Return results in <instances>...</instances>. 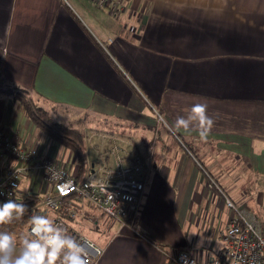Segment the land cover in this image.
Listing matches in <instances>:
<instances>
[{"label":"crops","instance_id":"obj_1","mask_svg":"<svg viewBox=\"0 0 264 264\" xmlns=\"http://www.w3.org/2000/svg\"><path fill=\"white\" fill-rule=\"evenodd\" d=\"M116 1L0 0V78L57 121L88 119L81 172L68 148L75 178L100 160L112 165V135L121 158L133 146L146 158L140 209L127 223L106 215L88 222L85 203L76 218L64 217L76 231L94 230L102 248L94 264H166L179 249L204 263L230 214L209 179L235 205L264 210V0ZM195 103L215 121L207 140L175 128ZM24 114L0 90V130L63 166L67 147ZM21 182L18 198L39 205L40 185L35 192Z\"/></svg>","mask_w":264,"mask_h":264},{"label":"built area","instance_id":"obj_2","mask_svg":"<svg viewBox=\"0 0 264 264\" xmlns=\"http://www.w3.org/2000/svg\"><path fill=\"white\" fill-rule=\"evenodd\" d=\"M91 2L97 6L119 5L116 0ZM157 119L162 120L159 116ZM115 138L113 135L109 137L112 165H106L104 159L100 160L84 175L75 178L66 166L42 153V149L36 148L33 143L18 142L0 130V203L7 200L26 203L27 201L17 196L19 182L21 178L34 173L40 181L42 196L39 205L34 202L26 203V215L29 218L24 233L29 231L31 216H47L48 212H54L49 218H53L68 234L88 242L90 264H94L101 255L102 248L85 233L74 230L66 218H76L83 211L82 204L85 203L90 210L86 216L88 222H96L106 215L125 224V219L136 215L140 209L139 197L145 185L143 179L137 175L141 172L146 158L132 144L127 156L121 158L117 153L119 146L115 144ZM209 180L207 185L210 188L216 187L230 211L225 226L217 232L222 245L204 263H199L194 254L179 249L171 254L166 253V264H264L262 216L251 213L246 207L235 205L226 198L215 180ZM62 208L66 211V218L59 214V209Z\"/></svg>","mask_w":264,"mask_h":264},{"label":"clouds","instance_id":"obj_3","mask_svg":"<svg viewBox=\"0 0 264 264\" xmlns=\"http://www.w3.org/2000/svg\"><path fill=\"white\" fill-rule=\"evenodd\" d=\"M214 124L205 103L193 104L186 116L175 120L176 130H195L201 140H207ZM27 212L26 203L14 200L0 203V225L20 220ZM30 220L29 231L19 238L0 231V264H90V245L86 240L68 234L48 216L33 215Z\"/></svg>","mask_w":264,"mask_h":264},{"label":"trees","instance_id":"obj_4","mask_svg":"<svg viewBox=\"0 0 264 264\" xmlns=\"http://www.w3.org/2000/svg\"><path fill=\"white\" fill-rule=\"evenodd\" d=\"M0 90L7 92L8 95H11L13 99L19 101L24 115L35 125V128H38L42 131L46 137H50V139L56 142L60 146H65L71 149V153L74 155L77 160V170L81 172L85 169V159H84V148H83V132L82 130L76 126L79 118L74 119L71 122H59L52 118L49 115V112L44 110L38 104L33 103L31 98L26 94L24 89H19L18 87H8L5 85L0 86ZM168 126V125H167ZM176 136L177 133L174 132ZM180 142L184 145L186 151H188L191 156L197 160V156L195 154L194 149L187 142H184L183 139L179 137ZM66 211L64 209H59V214L61 217L66 216ZM28 216L25 214L23 218L20 220H16L8 225H0V231L7 232H18L25 228L28 221Z\"/></svg>","mask_w":264,"mask_h":264},{"label":"rangeland","instance_id":"obj_5","mask_svg":"<svg viewBox=\"0 0 264 264\" xmlns=\"http://www.w3.org/2000/svg\"><path fill=\"white\" fill-rule=\"evenodd\" d=\"M5 84V81L4 80H2L1 78H0V86H2V85H4ZM28 96H29V94L28 93H26ZM30 97V96H29ZM31 98V97H30ZM33 101V103H35V101L34 100H32ZM35 104H37V103H35ZM156 117H157V115H155ZM54 117H56V115H54ZM58 117V119H59V121H67V119H65V118H60L59 116H57ZM79 120H81V121H78V123L76 124V126L77 127H81L82 125L84 126V125H86L87 123V121H88V119L86 118V117H83V116H80L79 117ZM74 121V120H73ZM156 125L157 126H159L162 122V120H158L157 118H156ZM83 128V127H82ZM84 129V128H83ZM83 131H85V129L83 130ZM84 133V132H83ZM40 134V133H39ZM85 135V134H84ZM85 137H86V135L83 137V148H85V151L87 150V143L85 142ZM62 149V148H61ZM65 152L67 153V156H64V158H65V162H63V165L64 166H66L67 168H68V170H69V166L71 165L70 163H68V161H67V159H68V156L70 155V152H69V149L68 148H66L65 149ZM70 161H74V160H71L70 159ZM75 162V161H74ZM22 181V182H21ZM20 182V184H25V185H29L31 182H33V184H32V187H33V190L35 191V192H37V190L39 189V183H40V181L38 180V179H35V178H31V180H30V178H27L26 180H21ZM219 187H220V189H222V192H224L225 193V188H223L221 185H219L217 182H215ZM21 186V185H20ZM252 190V189H251ZM250 190V191H251ZM255 193V192H254ZM28 203V202H27ZM29 204V203H28ZM260 210V214L259 215H261L262 216V219L264 220V210L261 208V209H259ZM111 220H113V219H111ZM216 223H214V228H215V225ZM93 229H91V231H89L88 232V234H87V236H88V238L89 239H92V237H93V235L92 234H94L93 233ZM10 232V231H9ZM217 232H218V230H217ZM10 233H12V234H14L15 236H17V234L18 233H23V229L22 230H20V231H18V232H10ZM85 234H86V232H85ZM107 236H108V233L106 234ZM217 239V243L218 244H216V245H218V246H221L222 245V242H220V240L218 239V238H216ZM202 248V247H201ZM198 257L196 256V260H198L197 259Z\"/></svg>","mask_w":264,"mask_h":264}]
</instances>
